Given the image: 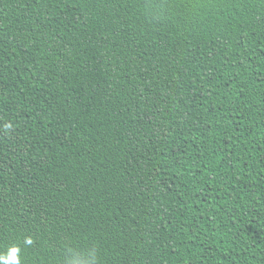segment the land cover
Listing matches in <instances>:
<instances>
[{
  "label": "trees",
  "instance_id": "16d2710c",
  "mask_svg": "<svg viewBox=\"0 0 264 264\" xmlns=\"http://www.w3.org/2000/svg\"><path fill=\"white\" fill-rule=\"evenodd\" d=\"M12 247L264 264V0H0V264Z\"/></svg>",
  "mask_w": 264,
  "mask_h": 264
},
{
  "label": "clouds",
  "instance_id": "9594fccd",
  "mask_svg": "<svg viewBox=\"0 0 264 264\" xmlns=\"http://www.w3.org/2000/svg\"><path fill=\"white\" fill-rule=\"evenodd\" d=\"M26 243L30 244L32 243V241L30 239L26 240ZM19 248L17 247H12L9 249V254L7 257V260L3 262V264H8V262L10 261L11 264H20V260H19ZM69 264H84V262L77 260V259H73L71 261H69ZM86 264H88V262H86Z\"/></svg>",
  "mask_w": 264,
  "mask_h": 264
}]
</instances>
